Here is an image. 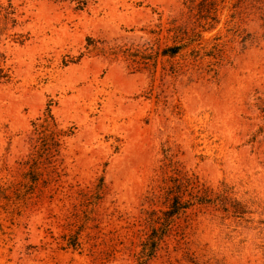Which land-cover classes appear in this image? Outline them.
<instances>
[{"label":"rangeland","instance_id":"374dc122","mask_svg":"<svg viewBox=\"0 0 264 264\" xmlns=\"http://www.w3.org/2000/svg\"><path fill=\"white\" fill-rule=\"evenodd\" d=\"M11 1L0 264H264V0Z\"/></svg>","mask_w":264,"mask_h":264},{"label":"trees","instance_id":"16d2710c","mask_svg":"<svg viewBox=\"0 0 264 264\" xmlns=\"http://www.w3.org/2000/svg\"><path fill=\"white\" fill-rule=\"evenodd\" d=\"M71 1L76 2L77 6L80 8L85 4V0ZM16 14V8L11 0H6V3L0 1V40L8 38L10 36L8 31L17 25ZM180 48V45L167 47L162 50V55L168 57L175 56L179 53ZM11 78V70L10 67L7 66L6 55L0 51V83H7L11 80ZM32 126L33 133L31 141L32 149L34 150H32L33 153L30 159V162L32 163L29 164L30 167H35L38 160H43L45 157H47L48 160L52 159L51 161H46L47 164L51 163L54 160V156L59 151L62 139L69 137L72 134V131L60 128L58 122L51 113L50 107L46 108L42 118L39 117L32 122ZM28 179L31 182L36 180L34 175ZM166 208L167 210L162 213L164 219L159 222L158 228H161V233H163L162 230H165L166 228L165 221L167 218H172L174 215L178 214L182 208L186 207H181L177 198H172L167 203ZM158 228H152L151 234H149L148 238L143 241L139 254V261H137L136 264H145L144 260L152 256L156 244L154 233L158 230Z\"/></svg>","mask_w":264,"mask_h":264}]
</instances>
